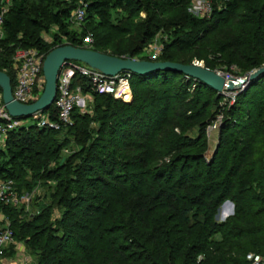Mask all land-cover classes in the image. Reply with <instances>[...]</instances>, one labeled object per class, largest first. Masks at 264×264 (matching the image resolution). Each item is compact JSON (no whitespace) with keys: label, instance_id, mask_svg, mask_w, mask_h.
Masks as SVG:
<instances>
[{"label":"trees","instance_id":"16d2710c","mask_svg":"<svg viewBox=\"0 0 264 264\" xmlns=\"http://www.w3.org/2000/svg\"><path fill=\"white\" fill-rule=\"evenodd\" d=\"M7 1L12 5L0 40V72L14 86L20 50L47 57L67 44L83 48L94 36V50L104 52L102 41L112 39L105 32L129 33L113 23L114 15L127 21L143 2L159 12L189 0H85L80 32L70 29L76 0H0V11ZM209 1V16L185 13L168 24L138 26L137 49L128 56L152 45L165 29L156 62L189 65L201 50L215 57L207 60L211 70L239 76L261 68L264 0ZM75 83L90 92L85 79ZM130 85L131 103L93 94L97 131L84 126L88 119L75 108L74 126L64 130L72 129L79 152L63 163L56 161L64 130L35 124L9 134L0 148V182L13 180L20 195H30L42 181L50 184V196L30 218L26 206L0 201V230L8 220L34 264H251L249 254L264 256V76L223 112L215 145L207 127L226 98L214 89L176 72L132 75ZM47 112L57 120L54 105ZM227 202L233 215L220 220Z\"/></svg>","mask_w":264,"mask_h":264},{"label":"built area","instance_id":"2783aa9c","mask_svg":"<svg viewBox=\"0 0 264 264\" xmlns=\"http://www.w3.org/2000/svg\"><path fill=\"white\" fill-rule=\"evenodd\" d=\"M88 5L83 3L78 6L71 14L70 22L81 28L87 18ZM198 14L201 16H209L212 13V5L207 1L199 2ZM8 13V9L4 8L0 11V40L4 39V20ZM94 36L87 37L83 42V47L94 44ZM154 55L151 62H156L162 54L161 46L154 47ZM46 56L35 49L20 50L14 58V69L16 72V82L13 86L14 99L23 105L34 104L42 95L45 87V78L43 66ZM132 74L121 73L115 77L106 76L99 71L93 70L89 66L70 62L66 65L58 79V92L54 103L58 116L56 121H52L49 112H40L30 119H16L10 115L6 109L2 91H0V144L4 145L10 133L26 127L29 121H34L38 127L61 131L73 125L72 115L76 107L80 104L87 107L89 97L93 94L110 95L115 99L126 102V98L132 91L130 88V79ZM77 77L85 79L88 83L90 92L85 94L84 86L76 84ZM247 86L241 89L245 90ZM222 119V118H221ZM218 122L211 129H218L222 125V121ZM34 124V125H35ZM0 201L8 206L21 207L28 206L32 198L28 194L20 195L16 189L13 180L0 182ZM16 243L15 234L10 224L0 230V257H4ZM251 264H264V256L257 254H249L247 257Z\"/></svg>","mask_w":264,"mask_h":264},{"label":"rangeland","instance_id":"374dc122","mask_svg":"<svg viewBox=\"0 0 264 264\" xmlns=\"http://www.w3.org/2000/svg\"><path fill=\"white\" fill-rule=\"evenodd\" d=\"M202 1H204V0H189L185 4L181 5L180 7L176 8L172 11H164L163 10V11H159V12L153 11L152 9L151 10L145 9L144 5H146V3L143 2L144 5L139 6V9H137V11L134 15L135 18H132L130 20L125 21L124 19H122L124 15H122L121 13H119L118 15H114L113 16V23L115 25H118V24L122 25L124 28H126L128 30L129 33L125 34V35H120V34L119 35H115V34L111 35V34H108L107 32H105L104 33L105 39L106 38H112L113 40L112 39H106V40L102 41L103 45L101 46L100 49H102L104 52H100V53L113 56L114 53H116L117 51H120V52H123L124 55H123V57H118V58H124V59L128 58L129 57L128 54L130 53V51L137 49V42H138L137 30L139 29L138 26H141V24L146 23V22L148 23L149 21L152 23H158V24H162V23L168 24L172 21L178 20L185 13H196V14H198V12H199V11H197L198 5H199V2H202ZM75 2H77L78 6L82 5L83 3H86L85 0H76ZM208 2H210V1L208 0ZM5 5H6L5 8H7L9 10V8L12 5V2L7 1ZM36 6L38 7V5H36ZM38 8H40V7H38ZM40 10H42V9H40ZM70 29L80 32V28L74 24H72V27ZM98 31H99V32H97L98 34L102 33V29H98ZM51 32H55V28L52 29ZM107 36H109V37H107ZM166 36H167L166 30L164 29L155 38L154 43L152 45H149L147 48L140 51L138 54H136L134 56V58H132V57H130V58L133 60H137V61H154V60H151L152 56L154 55L153 54L154 53V47L161 46V43L163 42V40L167 39ZM45 38L47 40H49L48 37H45ZM99 39L100 38H98V40ZM95 41H94V44H95ZM67 45H70V44H67ZM67 45H65V46H67ZM93 45L86 46V47L84 46L83 48L89 49V50H94ZM126 50H129V51H126ZM204 54H205V52H203L201 50H200V53H196L194 55L192 61H191V64H198V65H202V66L206 67L207 60L212 61L211 58L212 59L215 58L213 55L208 54V55L204 56ZM114 57H116V56H114ZM262 67H264V65H262ZM258 69L259 68H256L252 71H249L248 73L245 72L244 74L239 75V76H237L235 74H231L226 69H222L221 67H216V68L214 67V70H212V71L224 74L226 76H230V77L240 79V78H247L248 76H250L251 73H253L254 71H256ZM248 87H250V85L245 88V91H247L249 89ZM130 88H131V85H130ZM194 89H195V86H193V90ZM131 91H132V89H131ZM243 91H244L243 89H238L234 92H226L225 95H223V97H225L226 100L224 102H222L219 106V113L217 114L216 121H214L212 123V125H209L207 127V138H208L209 142L212 143V145L217 144L216 140H217V137L219 135V133H218L219 128L216 130L215 129L213 130L210 128V126L218 124V122L220 121L221 118H222L221 121L223 124V121H224L223 112H225V110H227L229 107H232L235 105L237 97L241 93H243ZM129 99H132V101H133V93H132V96L129 95L128 98H126V100H129ZM131 102L126 101L125 103H131ZM95 104L96 103L94 102V98L89 97V102L87 104V107L84 108V105L80 104L77 107V110L75 111L76 114L79 113L88 119V120L83 121V124H84V126L85 125L87 126V128L89 129L90 132L97 131L99 128L98 123L95 121V118H96V114H95V106L96 105ZM72 122H73V126H74L73 119H72ZM34 124H35L34 121H29L28 123L25 124V126L27 127V126H31ZM71 130L72 129L64 130L57 137L61 153L57 157L58 159H57L56 163H58V161H60L61 159H62L61 161L63 163L66 160V158H69L72 155L79 152V145L77 142V137L74 136V133H72ZM2 147H3V145L0 144V148H2ZM213 148H214V146H213ZM214 150L216 151V147L214 148ZM56 163H54L53 166ZM49 186H50V184L46 185L42 181L39 183L37 182L36 187L30 193L32 201L29 203L28 206L25 207L24 214H25L26 218H30V216L37 215L40 208H42L44 206V204L46 202H48V198L50 196L49 195ZM231 215H233V205L231 202H227V203H225V205L222 208L221 215H220L219 219L225 220L228 217H230ZM9 224H10V222L7 220L4 227L8 226ZM18 244H20L22 246V248H24L23 250H26L27 253H29L28 252L29 250L26 248V246L23 242H18Z\"/></svg>","mask_w":264,"mask_h":264},{"label":"water","instance_id":"95a60500","mask_svg":"<svg viewBox=\"0 0 264 264\" xmlns=\"http://www.w3.org/2000/svg\"><path fill=\"white\" fill-rule=\"evenodd\" d=\"M70 62L85 64L109 77H115L121 73L148 76L157 72H176L209 86L222 96L226 92H234L243 86H249L264 76V67L254 71L247 78L237 79L198 64L137 61L130 57L118 58L94 50L67 45L56 48L46 57L43 66L44 91L34 104L23 105L17 102L13 96L11 78L5 72H0L3 102L10 115L16 119L25 120L37 113L47 112L56 101L59 75Z\"/></svg>","mask_w":264,"mask_h":264},{"label":"crops","instance_id":"0c3cea01","mask_svg":"<svg viewBox=\"0 0 264 264\" xmlns=\"http://www.w3.org/2000/svg\"><path fill=\"white\" fill-rule=\"evenodd\" d=\"M23 249L16 243L7 257H0V264H34V258Z\"/></svg>","mask_w":264,"mask_h":264}]
</instances>
